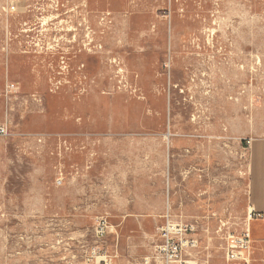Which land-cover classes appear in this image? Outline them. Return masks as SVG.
Segmentation results:
<instances>
[{"label":"rangeland","instance_id":"rangeland-1","mask_svg":"<svg viewBox=\"0 0 264 264\" xmlns=\"http://www.w3.org/2000/svg\"><path fill=\"white\" fill-rule=\"evenodd\" d=\"M0 128V264H153L167 212L184 260L225 264L264 141V0H0Z\"/></svg>","mask_w":264,"mask_h":264},{"label":"built area","instance_id":"built-area-1","mask_svg":"<svg viewBox=\"0 0 264 264\" xmlns=\"http://www.w3.org/2000/svg\"><path fill=\"white\" fill-rule=\"evenodd\" d=\"M4 132V128H0V134ZM251 214L253 210H250L249 216ZM157 236L159 243L155 246L153 264H192L184 260L197 245L194 228L191 225L175 222L166 214L163 217V224L157 229ZM248 238L246 230L240 241L230 239L224 253L225 264H249L245 257L248 252Z\"/></svg>","mask_w":264,"mask_h":264},{"label":"crops","instance_id":"crops-1","mask_svg":"<svg viewBox=\"0 0 264 264\" xmlns=\"http://www.w3.org/2000/svg\"><path fill=\"white\" fill-rule=\"evenodd\" d=\"M175 173H177V170H173V174ZM246 173V203L248 208L246 230L249 233L250 222L264 224V141H259L252 146L248 154V170H246ZM186 175H191L185 179L184 186H182L187 191L193 188V183L192 174L187 173ZM250 210H253V214L249 216ZM166 214L170 216L171 220L177 222V219H174L168 212ZM166 214L162 216V220Z\"/></svg>","mask_w":264,"mask_h":264},{"label":"bare ground","instance_id":"bare-ground-1","mask_svg":"<svg viewBox=\"0 0 264 264\" xmlns=\"http://www.w3.org/2000/svg\"><path fill=\"white\" fill-rule=\"evenodd\" d=\"M246 226H247V223H246Z\"/></svg>","mask_w":264,"mask_h":264}]
</instances>
